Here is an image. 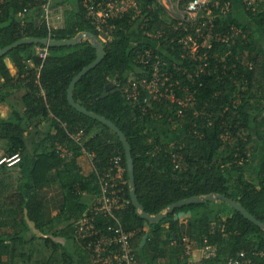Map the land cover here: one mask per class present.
Wrapping results in <instances>:
<instances>
[{
	"label": "trees",
	"instance_id": "trees-1",
	"mask_svg": "<svg viewBox=\"0 0 264 264\" xmlns=\"http://www.w3.org/2000/svg\"><path fill=\"white\" fill-rule=\"evenodd\" d=\"M139 1L144 14L150 18L148 26L166 31L162 44L179 60L178 33L181 30L184 34L177 21L169 18L162 8L154 11L147 8L155 0ZM220 1L223 4L228 0ZM62 2L70 3L71 8L66 11V27L55 31V39L96 33L76 0H58L57 4ZM255 7L253 11L242 6L247 18L264 30V1L256 3ZM38 10L34 0H5L0 4V50L24 39L18 35L22 23L28 26L26 38L48 37L46 26L35 16ZM21 12L24 19L19 17ZM213 20L214 34L229 35L233 28L241 32L228 42H218L212 37L199 41L200 57L207 54L209 72L196 75L195 66L199 62L188 59L185 64L193 79L188 81L181 72L175 73L174 79L182 81V88L187 87L192 96L182 109L183 115H177V108L158 102L144 111L132 106L126 98L131 74L138 77L148 71L137 63L136 49L129 35L133 26L126 19L119 22L123 29L118 30L114 40L104 44L103 62L79 81L74 96L86 109L105 116L125 133L135 163L137 195L147 213L158 215L174 203L215 193L239 202L264 223V162L257 181L246 177L253 138L264 146V47L256 42L254 28L235 13L216 12ZM173 38H176L175 43L171 42ZM36 46L45 47L25 44L0 58V77L4 79L0 91L2 87L22 86L27 90L22 96L24 110H13L8 119L0 118V139L7 142L4 154L21 156L19 179L12 178L15 173L9 175L11 179L7 177L9 170L15 167H0V228L6 223L13 227L11 233L0 235V264H17L19 258L24 260L27 246L38 247L40 242L59 249L62 245L56 238L76 242V221L89 207L90 198L99 193V184L93 166L89 169L82 166L81 158L88 159V156L71 139L70 133L85 132V148L96 154L98 169H105L110 159L120 154L129 182L125 149L119 136L108 126L79 113L67 99L70 83L95 61L97 50L89 41L75 46L48 47L40 86L37 85V68L41 58L32 52ZM6 58L19 69L18 78L10 72ZM27 61H32L34 66ZM178 93L180 97L181 91ZM5 100V95L0 93V103ZM159 116L178 123L177 130L182 137L173 147L163 141L165 136L159 130L148 127ZM42 123L46 124L45 131L39 129ZM96 124L103 128L93 133ZM57 145H62L72 155L62 157ZM173 153L182 162L180 168L173 162ZM12 182L19 186L10 187ZM53 183L58 184L61 191L54 214L44 195ZM126 190L130 198L129 184ZM213 203L188 204L158 223L142 219L131 203L120 216L127 230H142L133 241L141 264H185V237L190 239L193 252L198 251L205 240L217 247L216 257L204 259L202 264H229L236 260L264 264V257L256 254L264 252V230L227 203L222 202L225 208ZM188 211H192L188 220H175L177 214ZM29 222H33L43 236L34 233ZM146 234L147 244L141 248ZM174 241L177 243L173 244ZM76 248L75 252L61 249L64 264H85L86 255L77 245ZM35 254L36 250L32 249L28 260L32 261ZM164 259L168 262H163Z\"/></svg>",
	"mask_w": 264,
	"mask_h": 264
},
{
	"label": "built area",
	"instance_id": "built-area-1",
	"mask_svg": "<svg viewBox=\"0 0 264 264\" xmlns=\"http://www.w3.org/2000/svg\"><path fill=\"white\" fill-rule=\"evenodd\" d=\"M5 0H0L3 4ZM39 7L35 16L46 26L48 39H55V31L66 27V11L71 8L68 2L57 4L58 0H34ZM78 6L83 10L86 21L95 29L94 33L98 40L104 45L112 42L119 29H123L119 22L127 20L133 26L129 33L132 38L139 39L134 45L136 49V60L143 69L148 70L147 74L136 77L131 74L129 79L130 88L126 90V98L134 107H139L144 111L151 108L154 102L170 105L177 108V115H183L182 109L188 105V99L192 96L188 88H182V81L176 78L175 73L181 72L183 76L191 81L192 74L187 68L185 61L191 59L199 62L195 66L196 75L207 73L208 63L207 54L200 57L201 47L199 41L212 37L218 42H228L230 37L234 38L240 33V29L233 28L229 35L222 36L220 33L214 34V15L235 13L234 3L228 0L223 3L220 0H191L185 3V0H155L147 8L156 10L162 8L165 13L177 21L179 31L178 37L181 46V58L178 60L174 54L168 50L167 57L160 58L159 49H155L150 43L157 42L162 46V41L166 36V31L162 29L150 28L148 22L150 18L144 14L143 7L139 0H76ZM231 1V2H230ZM243 7L256 9V3L264 0H240ZM32 3L29 2V5ZM166 9V10H165ZM25 10V9H24ZM217 10V11H216ZM26 9L24 12H28ZM30 12V11H29ZM24 19V13L19 14ZM27 25L22 23L19 28V34L27 37ZM176 31V30H175ZM176 38L172 39L175 43ZM145 44H149L147 47ZM211 47V45L209 46ZM41 65L37 68V85H40L41 70L47 59L48 47L37 48ZM175 50V47H172ZM34 66L32 61L28 63ZM25 75L22 76V78ZM140 89H143L142 91ZM178 91L181 96L178 97ZM43 93V94H42ZM145 94V96L143 95ZM187 93V95H186ZM41 94L45 96L43 88ZM53 116V114H52ZM63 125V127H65ZM71 139L81 146L82 153L88 156L97 174L99 184V193L92 196L89 201V207L83 215L76 221V245L86 255L85 264H141L138 257V249L135 247L134 239L142 230H127L121 218V213L126 211L132 203L131 197L127 196L126 187L129 184L125 179V168L121 164L120 154L113 156L105 169L96 167V154L85 148V132L78 134H69ZM58 152L65 157L69 152L62 145H57ZM173 162L176 168H180L182 162L178 156L173 153ZM21 162L20 154L5 156L0 159V167L7 166L13 168ZM130 190V188H129ZM86 195V193H84ZM177 242L174 241L173 244ZM185 245V264H194L190 259L193 249L190 245V239H183ZM203 258L210 259L216 256L217 248L205 240L202 250ZM264 256V253H262ZM229 264H247L245 260L231 261Z\"/></svg>",
	"mask_w": 264,
	"mask_h": 264
},
{
	"label": "rangeland",
	"instance_id": "rangeland-1",
	"mask_svg": "<svg viewBox=\"0 0 264 264\" xmlns=\"http://www.w3.org/2000/svg\"><path fill=\"white\" fill-rule=\"evenodd\" d=\"M232 2H233V0H232ZM234 2H235V7L236 6L239 7V5H240V8H241V11L240 10L237 11V13H235V16L238 17L239 19H241L246 25L252 26L254 28V30L256 32V42H258L259 45L264 47V30H262L261 28L259 29V27L255 26L254 23L249 19V17L247 18V16L243 12V8L241 6L242 4H241L240 0H235ZM166 15L170 18L169 14H167V12H166ZM236 34L238 36V33H236ZM234 39H235V37L233 38V40ZM136 41H140V40L132 38L131 44L134 45V43ZM150 45L154 46L155 49H159L158 54L160 55L161 59H163L164 57H167L168 53L166 51V48L163 46V44L161 46L160 43H157V42L152 43L151 42ZM209 45H211V42ZM37 48H38V46L34 47L32 49V52L38 53ZM9 62L10 61L5 60L7 67L9 65L8 68L9 69L11 68L10 72L13 73L12 75H14L15 78H18L19 74L16 71L17 70L16 66L13 64V68H12L11 67L12 65L9 64ZM27 62H30V61H27ZM111 81H112V83H116L115 80H111ZM3 83H4V79L0 77V87ZM26 91L27 90L23 86L21 88H17V87L3 88L2 87V90L0 91V93H3V95H5L6 100L2 101L0 103V118L8 119L10 114H12L13 110H17L18 112H22L24 110L23 109L24 104L22 101V96L26 93ZM44 93H45V90H44ZM148 127L150 129L159 130L160 133H162L165 136L163 141L168 143V145L170 147H173L174 144L177 143L179 141V139H181V137H182V134L177 130L178 123L173 121V120L170 121L169 118H162V116H159L158 118H155V120L150 122ZM102 128L103 127L101 125L96 124L94 129H93V133L100 131ZM39 129L42 131H45L46 127L44 125H39ZM6 144H7L6 140L0 139V159L4 158L5 156L6 157L8 156V155L4 154L5 148L7 146ZM249 151L252 154V159H251L250 164L246 168V177L248 178V180L257 181L258 177H259L258 176L259 168H260L261 164L264 162V146H262L259 143V141L257 140L256 137H254L252 143L250 144V150ZM81 159H82V166L84 168L88 167V169H89V166H93L91 161H88L89 159H85V158H81ZM14 173H15V177H12V178L13 179H19V175H20L19 173L20 172H19L18 168H16V167L13 169V171L9 170V172L7 174L8 175L7 177H9L8 179H11V177L9 175H13ZM0 179H1V177H0ZM11 184L12 185H10V187H12V186L18 187L19 186V183L14 184L12 182ZM44 195L48 201L49 206L53 209L52 214H54V212H53L54 208H55V206H57V203L61 197V191H60V188H58V184L53 183L50 187H48L45 190ZM214 204L217 205L219 203L214 202L213 205ZM221 204L225 208L226 205L223 203H220V205ZM229 207H231V206H229ZM229 207H226V208L229 209ZM180 221L185 222L186 219L183 218ZM29 224H30L31 228L33 229L34 233L37 232V234L39 236H43L42 234H40L37 231V228L35 227V224L33 222H29ZM144 225L146 226V228H149V225L147 224V222H145ZM12 231H13L12 225H10L9 223H6L5 225H3V227L0 228V235L2 233H11ZM165 231H166V229H165ZM55 240L57 241V243L62 245L60 249L54 248L51 245L45 246V244L43 242H40L38 247L36 245L33 246L32 248H30V246H27L24 249V253H25L24 260L19 258L17 261V264H36V262H39L40 264H44V263L64 264L61 249L65 248L66 250H69V252H73V251L75 252V250L77 249L76 248V242H74L73 240H67L65 238H56ZM41 243H42V246H40ZM32 249L36 250V254L32 258L33 260L29 261L28 258L30 256ZM60 260L62 261V263L59 262ZM184 261H185V259H184Z\"/></svg>",
	"mask_w": 264,
	"mask_h": 264
},
{
	"label": "water",
	"instance_id": "water-1",
	"mask_svg": "<svg viewBox=\"0 0 264 264\" xmlns=\"http://www.w3.org/2000/svg\"><path fill=\"white\" fill-rule=\"evenodd\" d=\"M83 41H89L93 45V47L97 50V57L95 61L84 68L70 83L68 93H67V99L70 103V105L76 109L79 113L88 116L106 126H108L114 133H116L121 142L123 143L126 159H127V167H128V173H129V188H130V197L132 200V203L136 207V211L138 215L150 222V223H158L164 220L174 212L175 209H178L180 207L186 206L188 204L193 203H206V202H217L222 203L225 202L229 206L233 207L235 210L240 212L245 218H247L249 221L253 222L255 225L259 226L261 229L264 230V223L258 220L254 215H252L244 206H242L239 202L225 196L222 194H208V195H201V196H193L190 198H187L185 200H182L180 202L174 203L170 205L163 213L158 215H151L147 213L142 206L138 195H137V189H136V179H135V163L131 151V147L128 141V138L126 137L125 133L111 120L107 119L105 116L99 115L95 112L89 111L84 106H82L80 103H78L75 99L74 92L76 85L79 83V81L86 76L90 71L95 69L98 65H100L105 56V49L104 45L98 40L97 36L92 32H84L79 33L75 38L71 39H62V40H55V39H42L38 37H30L26 39H22L10 46L5 47L4 49L0 50V58L5 56L8 52L11 50L25 45V44H41L48 47H59V46H75ZM7 60V58L5 59ZM109 90V88L107 89ZM107 95V94H106ZM191 211H188L187 213L181 212L175 216V220H182L183 218H187L191 215ZM182 218V219H181ZM148 241V234L144 236L141 242V248H143Z\"/></svg>",
	"mask_w": 264,
	"mask_h": 264
},
{
	"label": "crops",
	"instance_id": "crops-1",
	"mask_svg": "<svg viewBox=\"0 0 264 264\" xmlns=\"http://www.w3.org/2000/svg\"><path fill=\"white\" fill-rule=\"evenodd\" d=\"M235 0H233V3H234V8H235V13H237V11H241V8H240V5H239V7H235V2H234ZM237 8V9H236ZM7 60L8 61H10L9 62V64H11L10 66L13 68V62H12V60L10 59V58H7ZM8 67H9V65H8ZM10 71H11V68H10ZM17 71V70H16ZM13 74V73H12ZM14 76V75H13ZM36 124V123H35ZM41 125H44L45 127H46V124H44V123H42ZM18 166L19 165H17V166H15L16 168H18ZM191 213H192V211H191ZM190 217H192V214L189 216V217H187V218H185L186 220H188ZM186 229H187V227H186ZM188 232V231H187ZM205 245V244H204ZM204 245L200 248V249H198V251H194V252H192V254H191V256H190V259L193 261V263L194 264H202V262H203V260H204V258H203V253H202V250H203V247H204ZM213 246H215V245H213ZM216 247V246H215ZM217 248V247H216ZM141 250V249H140ZM262 253H264V252H258V253H256V254H258L257 256H259V257H264V256H262ZM217 255V254H216ZM216 257V256H215ZM166 260H167V262H168V259H164V261L163 262H166ZM249 262H251V259L249 260ZM163 264V263H162Z\"/></svg>",
	"mask_w": 264,
	"mask_h": 264
},
{
	"label": "clouds",
	"instance_id": "clouds-1",
	"mask_svg": "<svg viewBox=\"0 0 264 264\" xmlns=\"http://www.w3.org/2000/svg\"><path fill=\"white\" fill-rule=\"evenodd\" d=\"M30 38V37H29ZM24 39H26V38H24ZM43 39H48V37L47 38H43ZM53 40V39H52ZM55 40H57V39H55ZM34 45H41V44H34ZM44 46V45H43ZM45 47H48V46H45ZM37 54V53H36ZM15 65V64H14ZM16 66V65H15ZM16 68H17V66H16ZM17 73H19V69L17 68Z\"/></svg>",
	"mask_w": 264,
	"mask_h": 264
}]
</instances>
